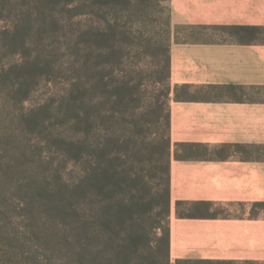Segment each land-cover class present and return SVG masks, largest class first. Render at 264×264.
Returning a JSON list of instances; mask_svg holds the SVG:
<instances>
[{"label": "rangeland", "instance_id": "1", "mask_svg": "<svg viewBox=\"0 0 264 264\" xmlns=\"http://www.w3.org/2000/svg\"><path fill=\"white\" fill-rule=\"evenodd\" d=\"M166 0H0V264H165ZM92 184V185H91Z\"/></svg>", "mask_w": 264, "mask_h": 264}, {"label": "crops", "instance_id": "2", "mask_svg": "<svg viewBox=\"0 0 264 264\" xmlns=\"http://www.w3.org/2000/svg\"><path fill=\"white\" fill-rule=\"evenodd\" d=\"M166 3L169 264H264V0Z\"/></svg>", "mask_w": 264, "mask_h": 264}, {"label": "trees", "instance_id": "3", "mask_svg": "<svg viewBox=\"0 0 264 264\" xmlns=\"http://www.w3.org/2000/svg\"><path fill=\"white\" fill-rule=\"evenodd\" d=\"M237 29H240L237 27ZM170 49V47H169ZM168 60H169V77H170V53L168 50ZM170 93V90H169ZM168 126H169V112H168ZM169 137V136H168ZM170 143V139H169ZM170 150V145H169ZM170 160V156H169ZM169 161L167 168V183H168V198H169V209H170V193H169ZM92 173L89 172L87 175V190L84 192V199L82 203V217H83V252L81 253V259L83 264H97V258L95 253V232H96V215H97V205L98 201L96 199L95 187L89 188L91 183ZM92 185V184H91ZM169 215V213H168ZM167 215V218H168ZM167 223V221H166ZM166 244H167V255L165 264H169V247L167 240V231L165 233Z\"/></svg>", "mask_w": 264, "mask_h": 264}]
</instances>
